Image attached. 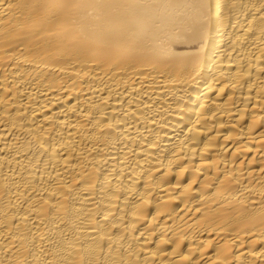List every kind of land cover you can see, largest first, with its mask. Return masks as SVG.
Segmentation results:
<instances>
[{
  "label": "bare ground",
  "instance_id": "obj_1",
  "mask_svg": "<svg viewBox=\"0 0 264 264\" xmlns=\"http://www.w3.org/2000/svg\"><path fill=\"white\" fill-rule=\"evenodd\" d=\"M0 264H264V0H0Z\"/></svg>",
  "mask_w": 264,
  "mask_h": 264
}]
</instances>
